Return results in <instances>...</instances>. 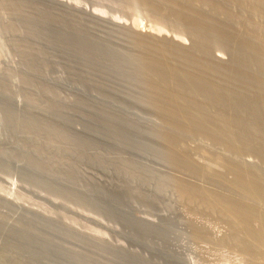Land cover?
<instances>
[{
  "label": "rangeland",
  "instance_id": "rangeland-1",
  "mask_svg": "<svg viewBox=\"0 0 264 264\" xmlns=\"http://www.w3.org/2000/svg\"><path fill=\"white\" fill-rule=\"evenodd\" d=\"M218 1L233 21L213 18L210 4L205 5L199 10L206 12L210 29H199L210 33L199 30L200 38L183 14L188 9L173 7V0H0V264H264V246L247 244L242 235L263 227L258 217L264 213V6L255 9L235 0L238 9H230L223 0L210 3ZM229 25L234 33L246 28L255 33L238 40ZM150 35L183 48L205 38L206 48L228 61L230 75L219 77L224 69H214L223 83L218 91L208 93L204 81L198 89L196 82L185 86L180 78L184 93L177 80H167L172 87L162 83L179 95L190 85L192 94L206 87L202 97L210 102L214 94V101L231 99L225 108L216 101L215 108L206 105L223 113L208 111L220 120L229 116L209 124L221 122L224 130L212 132L207 123L200 129L193 122L184 131L151 106L147 93L156 87L150 89L141 70L144 57L154 53L146 41ZM252 39L262 54L261 48L258 55L245 47ZM199 40L203 52L205 43ZM239 90L246 96L240 98ZM233 121H240L235 130ZM205 165L218 173L210 175ZM243 174L253 177L251 188L245 186L248 193L241 188ZM233 207L243 214H230ZM241 216L238 223L235 218ZM232 221L240 224L245 242L221 241L236 229ZM196 225L207 237L194 236L200 232Z\"/></svg>",
  "mask_w": 264,
  "mask_h": 264
},
{
  "label": "bare ground",
  "instance_id": "bare-ground-1",
  "mask_svg": "<svg viewBox=\"0 0 264 264\" xmlns=\"http://www.w3.org/2000/svg\"><path fill=\"white\" fill-rule=\"evenodd\" d=\"M222 1V0H221ZM233 1H235V0H228V2L227 1H224L223 0V2H226V4L228 3L229 4V8L230 7H232L233 9H238L237 7H238V5H237V7H234L235 6V3H233ZM243 2H244V5H248L249 6V4L251 3L252 4V6H253V8H255V9H258V8H263V6H264V0H242ZM241 1V2H242ZM213 2V1H212ZM215 2H216V0H215ZM223 2H222V4H223ZM173 4H172V6L173 7H175V8H178L180 11H181V9L183 10V9H188V11L187 10H184L185 11V13H183L184 14V16L186 17V18H188L189 20H190V22H189V20L187 21L188 22V26L190 25V26H193V27H197L198 29H195V28H192V31H194L193 29H195V30H198L197 31V33H200V38H201V32H205L204 31V29L206 30H208L209 31V27H210V25L208 26V24L210 23L209 21H208V19H207V15L204 13L203 14V7H206V6H208L209 4H210V8L209 9H212V11H213V13L215 14V16L213 17V18H215V17H217V18H220V19H223L224 17L223 16H225V19L227 20V21H229V22H231V21H233L232 19V17H230V16H226L225 14H227V13H225L224 11H221V6H220V3H219V1H218V3H217V5L215 4V6H214V4L213 3H210V0H173V2H172ZM233 3V4H232ZM247 3H249V4H247ZM213 4V5H212ZM251 4H250V6H251ZM206 5V6H205ZM211 5H212V8H211ZM255 5H256V7H255ZM213 6H214V8H213ZM228 6V5H227ZM241 6V5H240ZM222 7H223V5H222ZM202 8V13H200L201 11L199 10V9H201ZM226 8V7H225ZM228 8V7H227ZM170 9H172V8H170ZM207 9V8H206ZM231 9V8H230ZM254 9V10H255ZM223 10V9H222ZM178 11V10H177ZM187 11V12H186ZM225 11H226V9H225ZM235 11V10H234ZM237 11V10H236ZM258 11H261V9H259ZM258 11H254V12H258ZM224 12V13H223ZM227 12V11H226ZM230 12H228V14H229ZM241 13V12H240ZM253 13V12H252ZM209 14H211V12H209ZM213 14V15H214ZM233 14V13H232ZM238 14V13H237ZM245 14V13H244ZM205 15V16H204ZM242 15V14H241ZM177 16V15H176ZM181 17V16H180ZM209 17V16H208ZM211 17V16H210ZM227 17V18H226ZM234 17V16H233ZM179 18V17H178ZM213 18H211L210 20H212ZM224 19V20H225ZM182 20V19H181ZM217 20V19H216ZM185 21H186V19H185ZM207 21L209 22L208 24H207ZM214 20H212V22H213ZM221 21V23H222V20H220ZM193 22V24H189V23H192ZM217 22L219 23V21H216V22H214L215 24H217ZM214 23H213V25H214ZM224 23H226V22H224ZM186 24V23H185ZM212 24V23H211ZM230 25H231V23H230ZM229 25V27H230V29H231V26ZM233 25V24H232ZM238 25V24H237ZM187 26V27H188ZM209 28H207V27ZM224 26V25H223ZM214 27V26H213ZM213 27H211L212 29H213ZM218 27V26H217ZM216 26H215V28L214 29H216L217 28ZM224 27H226V28H228V26H224ZM242 27V26H241ZM199 28H204L203 30H200ZM232 28H233V26H232ZM237 28V27H236ZM239 28V27H238ZM244 28H246V27H244ZM213 29V30H214ZM218 29V28H217ZM216 29V30H217ZM222 29V28H221ZM241 29V28H240ZM246 29H248L247 31H243V29H242V31L240 30V31H236L235 29V33H234V31H233V29H231V31L230 32H232L233 31V33L235 34V36H236V38H239L238 40H240V39H244V38H247L248 37V31H251V29L249 30V28H246ZM191 30V29H190ZM201 32H200V31ZM226 30V29H225ZM211 31V30H210ZM215 31V30H214ZM218 32V31H217ZM217 32H215V34L217 33ZM226 32L228 33V35H230L229 34V32L226 30ZM194 33V32H193ZM196 33V32H195ZM206 33V32H205ZM208 33H210V32H207L206 34L208 35ZM220 33V32H219ZM223 33H225V32H222L221 31V33L220 34H222L223 35ZM232 33V34H233ZM251 33H252V31H251ZM255 33V32H254ZM254 33H252V34H254ZM205 34V35H206ZM213 35H214V32L212 33ZM231 34V35H232ZM136 35V34H135ZM196 36H197V34H195ZM194 35V36H195ZM199 35V34H198ZM211 35V34H210ZM225 35L227 36V34L225 33ZM251 35V34H250ZM249 35V39H250V37H252V36H250ZM203 36H204V33H203ZM234 36V35H233ZM141 37V36H140ZM198 37V38H199ZM209 37V36H208ZM231 38V36H227V38ZM254 37V36H253ZM257 37V36H256ZM145 38V37H144ZM150 39H146V41H148V49L149 48H153L154 49V53H152L151 52V54L149 53L148 55H146L144 58V61H143V63H142V61H141V65H142V67H141V65H140V67H141V70L144 72V75H148L147 77H149V80H147V81H149L148 83H149V85H151L152 86V88L150 87V89L152 90L153 89V87H156V89L154 88L153 90H152V92L150 91V90H148L147 92V94H148V97L150 96V98H152V99H154V100H150V101H152V102H150V103H154V104H151V106H153L154 105V107H156V109L157 110H159L161 113H163L164 115H165V117H170V118H172L173 120H177V122L178 123H180V124H178L177 126H179L181 129H183L184 131L185 130H187L186 128H184V125L186 124V123H191V124H193V122L195 123V122H197L196 124H198V123H200L199 125H200V129L204 126V125H206V123L208 124V126L210 127V128H212V132H217V131H219V129H218V127H220V125H222L221 124V122L219 123L220 125H218V127H216V126H214V125H209V124H211L212 122V124H215L214 122L215 121H218L219 122V120L220 119H218V117L219 116H221L223 113H220V112H216V113H218V117H215V115L214 114H216L215 113V111H214V109H213V111H214V114L212 115L211 113H209V112H211V111H209V110H207L208 109V107H206V105L207 104H209L210 103V106L209 107H211V103H212V105L214 104L213 102H215L214 101V99L216 98V95L214 94L213 95V98L214 99H211V100H213V102L211 101L210 102V99L208 100V99H204L202 96H204L203 94H204V88H206V87H203V89H201L199 92H201L202 90V95L201 94H199V92L197 93V94H199L201 97H197L196 95H194V94H196L195 93V91L196 90H194V92H193V90H192V92L194 93V94H192L191 93V91H189V92H187L188 90H190L189 88H191L190 87V85H189V88H187L188 90H185L190 96H192V97H190L189 95H188V97H190V98H193V99H189V98H186V96H185V94H186V92H185V94H183V95H179L178 93H176L175 91H173V90H171V89H169L170 87H172V84H174V83H170V84H168L169 82L167 81L168 79H173V80H170L171 82L173 81V82H175V80H177V85H178V82H179V80H180V78L182 79H185L186 81H187V83L185 84V86H187V84L189 83L190 84V82H196V86H197V88L198 89H200V84L204 81L205 83L204 84H206L207 83V85L209 86V88H210V90H207V92L208 91H210L211 92V90H213V92L214 91H218V89H219V87H218V85L217 84H220V82L221 81H219L218 79H219V77H221V74H223L224 75V73L223 72H226L227 74L231 71L230 69V67L229 66H227V65H229V64H226V63H228V61H226V62H224V60H222L221 59V57L220 56H218V55H213L212 54V52H210V48L208 49V47L206 48V46H208L205 42H203V41H205V40H202V39H205V38H202V39H200V40H202L201 42H203L202 44H204V45H202V44H200L201 42H200V40L199 39H197V40H199V44L200 45H202L201 46V48L204 46V48H206V49H204L203 50V52H202V50L200 51L199 50V45H198V41L196 40V42H194L195 40H193V45L191 44L188 48H183L182 47V45L181 46H179L180 44H175V42L173 43V42H171L168 38V41L166 40V42H168V43H162L161 41H163L162 39H161V41L159 42V39H157V38H153L151 35H150V37H149ZM197 38V37H196ZM226 38V37H225ZM226 38V39H227ZM233 38V37H232ZM255 38V37H254ZM259 39V38H258ZM208 41V40H207ZM242 41V40H241ZM245 41H247V40H245ZM144 42V41H143ZM249 42V45L248 46H245L246 48L247 47H249V51H250V48H252V50H251V52H254L255 51V53H257L256 51L258 50L259 51V48H261L260 46H259V48H258V46L255 44V41H254V39H252V44H251V42L250 41H248ZM135 43V42H134ZM145 43V42H144ZM243 43H244V41H243ZM263 43V42H262ZM242 44V43H241ZM243 45V44H242ZM138 46V45H137ZM143 46V45H142ZM210 46V45H209ZM244 46V45H243ZM155 47H161L162 49L160 50V51H157V48H155ZM244 47V48H245ZM158 48V49H159ZM203 49V48H202ZM248 49V48H247ZM246 49V50H247ZM264 49V48H263ZM261 50V54L263 53V51H262V48L260 49ZM156 51V52H155ZM248 51V50H247ZM150 52V51H149ZM260 52V51H259ZM258 55H260L259 53H257ZM141 55V54H140ZM247 55V54H246ZM142 56V55H141ZM144 56V55H143ZM263 57V56H262ZM248 58H249V56H248ZM264 58V57H263ZM139 59V58H138ZM141 59H143V57L142 58H140V60ZM139 60V61H140ZM234 60V59H233ZM235 61V60H234ZM249 61V60H248ZM231 62V61H230ZM255 62V61H254ZM253 64V63H252ZM247 65V64H246ZM250 65V64H249ZM223 68H222V67ZM245 66V65H244ZM215 68H217V69H215ZM219 68H221L222 70L224 69V71H222L221 69H219ZM218 71V69H219V71H222L221 73H219V77H218V79L217 78H215L216 76H214V74L216 73L217 74V72L215 71ZM244 69V68H243ZM215 71V72H214ZM235 71V70H234ZM252 71V70H251ZM225 73V74H226ZM231 73V72H230ZM230 73H229V75H230ZM226 74V75H227ZM244 74V73H243ZM158 75H161V77L160 76H158ZM222 75V76H223ZM229 75H228V77H229ZM232 75H234V72H233V74ZM252 75V74H251ZM163 76V77H162ZM146 77V78H147ZM157 77H160L162 80H160V82H159V80H158V78ZM236 77H238V76H236ZM176 78H178V79H176ZM233 78V77H232ZM240 78H242V77H240ZM261 78H263V77H261ZM166 79V80H165ZM223 79V78H222ZM221 79V80H222ZM225 79H226V77H225ZM224 79V80H225ZM229 79V78H228ZM228 79H226V80H228ZM236 79H239V78H236ZM235 79V80H236ZM248 79V78H247ZM232 80V79H231ZM230 80V81H231ZM182 81V80H181ZM229 81V80H228ZM241 81V80H240ZM239 80H238V82H240ZM184 82V81H183ZM236 82H237V80H236ZM236 82H234V81H231V82H229V84L230 85H232V86H236L237 85V83ZM242 82H244V80L243 81H241V85L243 84ZM147 83V82H146ZM162 83H165V84H168L169 86V88L165 85V88L163 87L164 85L162 84ZM198 83H200V84H198ZM180 84V83H179ZM181 84H182V82H181ZM176 85L177 87V89L179 90V89H181L183 86L182 85H184V84H182V85ZM198 84V85H197ZM221 84H223V83H221ZM220 84V85H221ZM240 84V83H239ZM238 84V85H239ZM245 84V83H244ZM247 84V83H246ZM250 84V83H249ZM253 84V83H252ZM258 84H259V82H258ZM202 85V84H201ZM206 85V86H207ZM219 85V86H220ZM229 85V86H230ZM263 85H264V82H263ZM179 86H182V87H179ZM185 86H184V88H183V91H182V89H181V91L184 93V89H186L185 88ZM203 86V85H202ZM223 86V85H222ZM228 86V87H229ZM232 86H230V88L232 87ZM261 86H262V84H261ZM163 88L162 90L160 89V88ZM195 87V86H194ZM239 87V86H238ZM238 87L236 86V90H238ZM242 86H240V88H241ZM262 87H264V86H262ZM261 87V89H263ZM157 88H159V90H157ZM173 88L174 89H176L175 87H174V85H173ZM172 88V89H173ZM226 87H224V89H225ZM233 89H234V87H232ZM147 89V88H146ZM176 89V91H178ZM193 89V88H192ZM228 89V88H227ZM259 89H260V87H259ZM226 90V89H225ZM243 90H245L246 91V88L245 89H243ZM230 91H231V89H230ZM240 91V90H239ZM261 91V90H260ZM259 91V92H260ZM179 92V91H178ZM182 92H180L181 94H182ZM210 92H208V93H210ZM233 92H234V90H233ZM237 92V91H236ZM235 92V93H236ZM248 92V91H247ZM256 92H258V90L256 91ZM264 92V91H263ZM212 93V92H211ZM216 93V92H215ZM219 93V92H218ZM220 93H221V91H220ZM225 93V92H224ZM227 93V92H226ZM226 93H225V95H226ZM240 93V95H239V97L240 98H242L243 96V94H245L244 92L242 93V95H241V91L240 92H238V93H236V94H239ZM146 94V95H147ZM192 94V95H191ZM231 94V93H230ZM248 94V93H247ZM262 94V93H261ZM206 95H208L207 93H206ZM205 95V96H206ZM218 95V94H217ZM221 95V97L222 96H224V94L222 95V94H219V96ZM259 95V94H258ZM152 96V97H151ZM183 96V97H182ZM194 96V97H193ZM210 96V95H209ZM227 96V95H226ZM233 96V95H232ZM232 96H230L229 95V97L228 98H231ZM245 96H246V94H245ZM245 96H244V98H245ZM248 96V95H247ZM254 96V95H253ZM255 96H257L256 94H255ZM261 96V95H260ZM264 95H262V97H263ZM147 97V98H148ZM207 97V96H206ZM185 98V99H184ZM199 98H201V99H204V103H205V106L204 105H202L203 103L201 102L202 100H200ZM211 98V97H210ZM220 98V97H219ZM223 98H225V96L223 97ZM227 98V97H226ZM186 99L188 100V101H186ZM216 99H218V97L216 98ZM220 99H222V98H220ZM233 99V98H232ZM237 97L236 98H234V100L237 102ZM259 99V98H258ZM264 99V98H263ZM231 99H229V101H230ZM234 100H232V101H234ZM240 100V99H239ZM245 100V99H244ZM249 100H251V97H250V99ZM259 100H261V98L259 99ZM205 101H208L207 103L205 102ZM222 101V100H221ZM220 100L218 101H216V102H220V104L222 103ZM228 101V102H229ZM231 101V102H232ZM263 101V100H262ZM215 102V104H217ZM228 102H226L225 100L223 101V103L225 104H227L228 105ZM236 102H233V103H236ZM243 102V101H242ZM264 102V101H263ZM146 103V102H145ZM223 103H222V105H220L219 103V106H221L220 108H223L224 106H223ZM241 103V102H240ZM248 104H249V101L247 102ZM251 103H252V100H251ZM214 104V105H215ZM225 104V105H226ZM248 104H245L244 106L246 107V105L248 106ZM253 104V103H252ZM257 104V103H256ZM213 105V106H214ZM226 105V106H227ZM230 105V104H229ZM232 105V104H231ZM251 105V104H250ZM208 106V105H207ZM212 106V107H213ZM216 106H218V105H216ZM244 106H241L240 108H241V110L243 109V111H244ZM254 106V105H253ZM257 106H259V105H257ZM261 106V105H260ZM259 106V107H260ZM153 107V108H154ZM212 107L211 108H209V109H212ZM243 107V108H242ZM262 107V106H261ZM152 108V109H153ZM206 108V109H205ZM213 108H215V107H213ZM225 108V107H224ZM227 108V107H226ZM240 108H238L239 109V111L240 112H236V113H241L242 111L240 110ZM247 108V107H246ZM257 108V107H256ZM233 111H234V109L233 108H231ZM237 109V108H236ZM235 109V110H236ZM248 109V108H247ZM258 109H260V108H258ZM209 111V112H208ZM212 111V112H213ZM217 111V110H216ZM233 111H232V113H233ZM238 111V110H237ZM255 111V110H254ZM231 112V111H230ZM262 112H263V110H262ZM227 113V110L225 111V114ZM229 113V112H228ZM256 114H257V112H255ZM224 114V115H225ZM243 114V113H242ZM251 114H253L254 115V112H252ZM251 114H250V116H251ZM162 115V114H161ZM224 115H223V117H224ZM227 115V114H226ZM233 115H235L234 113H233ZM232 115V116H233ZM238 115V114H237ZM260 115V114H259ZM228 116V115H227ZM226 116V117H227ZM243 116V115H242ZM249 116V117H250ZM256 116H258V115H256ZM164 117V116H163ZM164 117V118H165ZM222 117V116H221ZM221 117H219V118H221ZM229 117V116H228ZM227 117V118H228ZM231 117V116H230ZM259 117V116H258ZM215 118H217V119H215ZM227 118H223L224 120H227ZM232 118H234V117H232ZM241 118H243V117H241ZM223 119H221V120H223ZM229 119V118H228ZM246 119H248V118H246ZM166 120H168V118H166ZM169 120H171V119H169ZM220 120V121H221ZM239 120V118H237V121ZM228 121H230V120H228ZM236 121V123L238 124L239 122H237ZM242 121V120H241ZM202 122H204V123H202ZM223 122V121H222ZM225 123H227V121H224ZM223 122V123H224ZM244 122V121H243ZM175 123V122H174ZM174 123H172V124H174ZM184 123V124H183ZM234 121L232 122V129H234L233 127L235 126V124H236ZM242 123V122H241ZM182 124V125H181ZM217 125V124H216ZM187 126V125H186ZM190 126V125H189ZM223 126L225 127V126H227V125H224L223 124ZM264 126V125H263ZM176 127V126H175ZM206 127H207V125H206ZM224 127H220V128H223V130H224ZM230 127H231V124H230ZM239 127V126H238ZM241 127H243V124H242V126ZM249 126H247V128H248ZM162 128V127H161ZM190 128V127H189ZM229 128V125H228V127H227V129ZM244 128V127H243ZM246 128V129H247ZM250 128V127H249ZM262 127L260 126V129H261ZM176 129H179V128H176ZM202 129H205L204 127L202 128ZM229 129H231V128H229ZM251 129H253V131H255L254 129L255 128H253L252 126H251ZM259 129V128H258ZM262 129H264V128H262ZM235 130V129H234ZM234 130H232V131H234ZM159 131V130H158ZM188 131H190V129L188 130ZM191 131H192V129H191ZM203 130H201V132H202ZM210 131H211V129H210ZM242 131V130H241ZM245 131V130H244ZM247 131V130H246ZM257 131V130H256ZM259 131V130H258ZM257 131V132H258ZM261 131V130H260ZM264 131V130H263ZM181 132H182V130H181ZM225 132H227L228 133V131L226 130V131H224V133ZM243 132V131H242ZM249 133L251 132L250 131V129H249V131H248ZM256 132V133H257ZM159 133V132H158ZM164 133V132H163ZM218 133H221V132H218ZM217 133V134H218ZM226 133V134H227ZM230 133V132H229ZM255 133V132H254ZM167 134V133H166ZM225 134V135H226ZM241 134V133H240ZM250 134H252V132L250 133ZM259 134V133H258ZM176 135V134H175ZM219 135V134H218ZM221 135H223L224 136V134H222L221 133ZM220 135V136H221ZM245 135V134H244ZM248 135V134H247ZM167 136V135H166ZM229 136V135H228ZM164 137V136H163ZM162 137V138H163ZM226 137V136H225ZM233 137V136H232ZM249 137H253V136H249ZM217 138V137H216ZM222 138V137H221ZM256 138V137H255ZM219 139V138H218ZM172 140V139H171ZM174 140H175V138H174ZM227 140V139H226ZM237 140V139H236ZM184 141V140H183ZM240 142V141H239ZM230 143V142H229ZM249 143H251V142H249ZM244 144V143H243ZM245 146H246V144H244ZM181 147V146H180ZM166 148V147H165ZM172 148V147H171ZM170 148V149H171ZM177 148V147H176ZM240 148V147H239ZM168 150V149H167ZM175 150V149H174ZM178 150V149H177ZM186 150V149H185ZM180 151H181V149H180ZM166 152V151H165ZM174 152V151H173ZM176 152V151H175ZM181 152H184V150H182ZM193 152V151H192ZM180 153V152H179ZM186 153H187V151H186ZM186 153H185V155H186ZM170 154V153H169ZM180 155V154H179ZM177 156H178V152H177ZM187 156H188V153H187ZM186 156V157H187ZM182 158V157H181ZM188 158V157H187ZM229 158V157H228ZM179 159V158H178ZM186 159V158H185ZM221 159V158H220ZM231 159V158H230ZM177 160V159H176ZM181 160H183V159H181ZM195 161V160H194ZM170 162V161H169ZM178 162V161H177ZM176 162V163H177ZM172 163V162H171ZM193 163V162H192ZM179 164V163H178ZM177 164V165H178ZM187 164V163H186ZM198 164H199V162H198ZM190 165V164H189ZM196 165V164H195ZM179 166V165H178ZM206 166V165H205ZM194 167V166H193ZM192 167V168H193ZM234 168V167H233ZM236 168V167H235ZM181 169V168H180ZM213 168H210L209 166H206V170H207V172L210 174V175H215V174H217L218 173V171H217V173L216 172H214L213 170H212ZM241 169V168H240ZM184 170H186V169H183V171ZM236 170V169H235ZM194 171V170H193ZM198 172V171H197ZM202 173V172H201ZM252 173V172H251ZM251 173H249V174H251ZM196 174V173H195ZM246 175V174H243V178L246 180L245 182H246V185H244L243 186V184L241 185V188H242V190H244L245 192H247L248 193V190H247V188L245 187V186H247V187H250L251 188V184H250V186H249V181H251L252 179H253V177L251 176V175ZM254 174V173H253ZM252 174V175H253ZM205 175V174H204ZM208 175V174H207ZM210 175H208V176H210ZM217 176H219V175H217ZM241 176L242 175H240V180H241ZM194 177V176H193ZM207 177V176H206ZM239 178V177H238ZM236 179L237 181L239 180V179ZM217 179V178H216ZM259 179H260V177H259ZM180 180V179H179ZM239 180V181H240ZM192 181V180H191ZM221 181V180H220ZM233 181V180H232ZM242 181V180H241ZM234 182V181H233ZM236 182V181H235ZM254 182V181H253ZM258 182V181H257ZM252 183V182H251ZM187 184V183H186ZM185 184V185H186ZM245 184V183H244ZM174 185V184H173ZM184 185V184H183ZM184 185V186H185ZM238 185V184H237ZM240 185V184H239ZM263 185V184H262ZM195 186V185H194ZM264 186V185H263ZM188 187V186H187ZM196 187V186H195ZM198 187H199V185H198ZM233 187H234V184H233ZM190 188V187H189ZM237 188V187H236ZM238 188H239V186H238ZM184 189V188H183ZM187 189V188H186ZM193 189H195V188H193ZM254 189V188H253ZM206 190V189H205ZM241 190V189H240ZM239 191L238 189H237V191H239V193L241 192V193H245L244 191ZM252 190V189H251ZM251 190H249V191H251ZM184 191V190H183ZM186 191V190H185ZM203 191H204V189H203ZM211 191V190H210ZM253 191H255V190H252L251 192H253ZM205 192V191H204ZM221 192V191H220ZM192 193V192H191ZM188 194V193H187ZM251 194V193H250ZM186 195V194H185ZM184 195V196H185ZM197 195V194H196ZM202 195V194H201ZM208 195H210V194H208ZM223 195V194H222ZM244 195H246V194H244ZM214 196H216V195H214ZM213 196V197H214ZM250 196H251V198H253V196L254 195H249V199L248 200H250ZM205 197V196H204ZM220 197L221 198H223L221 195L219 196V198L218 199H220ZM231 197V196H230ZM189 198V197H188ZM191 198V197H190ZM195 198V197H194ZM235 198V197H234ZM246 198V197H245ZM201 199V198H200ZM208 198L206 197V200L205 201H210V200H207ZM233 198H231V200H232ZM247 199H246V201H247ZM254 199V200H253ZM252 200L255 202V199H256V197L255 198H253ZM199 200V199H198ZM204 200V199H203ZM224 200H225V198H224ZM224 200H219V202H221V205H222V201H224ZM231 200H228L229 201V203H230V201ZM234 200V199H233ZM245 200V199H244ZM228 201H225L226 203L228 202ZM252 201V202H253ZM218 201L216 202V203H219ZM224 202V203H225ZM237 202V201H236ZM243 202V201H242ZM212 203H213V201H212ZM224 203H223V205H224ZM229 203H228V205H229ZM248 203V202H247ZM205 204H207V203H205ZM210 204H211V202H210ZM215 204V203H214ZM239 204V203H238ZM246 204V203H245ZM254 204H257V203H254ZM213 205V204H212ZM216 205V204H215ZM214 205V206H215ZM227 205V204H226ZM211 206V205H210ZM235 206H237L236 208H238V210H241L242 208H243V206L239 209V207H238V205H235ZM246 206H248V205H246ZM216 207V206H215ZM222 207V208H221ZM249 207H250V205H249ZM249 207H247V208H249ZM217 208H218V206H217ZM220 208L223 210V209H225L224 208V206H220ZM219 208V209H220ZM231 208V207H230ZM257 208V207H256ZM262 208H264V207H262ZM214 209H216V208H214ZM229 209V208H228ZM232 210L233 211H238L237 209H235L234 207H233V209H231V212H230V214H232V215H236L237 213H239V215H241V214H243V213H241L240 211H238V212H236L235 214H233L232 213ZM246 210V209H245ZM248 210V209H247ZM228 211H230V210H228ZM249 211H251L250 209H249ZM253 212H254V214L256 213V215H257V213L258 212H255L254 210H252ZM251 211V212H252ZM223 212H224V210H223ZM225 212H227V211H225ZM252 212V213H253ZM263 212V211H262ZM228 213V212H227ZM241 213V214H240ZM252 213H250V214H252ZM260 213V212H259ZM247 214V213H246ZM245 214V215H246ZM250 214L248 213L247 215H249V217H250ZM262 214V216H259L258 217V215L256 216V217H258V220H259V222L261 223V225H263V227H260V225H259V227H260V232H258L257 230H256V232H251V231H246L245 233H243L242 235H245V237H241L240 236V234H239V232L240 231H242V230H238V228H239V226H240V224L238 225V223H240L241 221H242V216L241 217H237V218H235V220L236 219H240L241 221H239V219H238V223H237V221L236 222H233V223H237V224H233V223H231V224H233V226L235 225V227H236V229H234L233 230V232H231L232 234V236L231 235H229V237L228 236H226V237H228V238H224V240H221V241H226L227 239H229L230 238V240H231V242H232V240H233V242L234 241H237L238 240V238L241 240H243V242H245V240H244V238L246 239V241H247V244L249 243H251L250 245H254V247L256 246V245H260V247L261 246H264V213H261ZM246 215V216H247ZM260 215V214H259ZM228 216H230L229 214H228ZM234 216L233 217H231L230 216V218H234ZM252 216H253V214H252ZM245 217V216H244ZM243 217V218H244ZM248 217V216H247ZM246 217V218H247ZM249 217H248V219H249ZM262 217H263V219H262ZM253 219V217L251 218V220ZM244 220V219H243ZM250 220V224L252 225V221L254 220L255 221V218L251 221ZM245 223H246V221H244ZM247 222H249V220L247 221ZM242 224H244V223H242ZM247 224H249V223H247ZM254 224V223H253ZM258 224V223H257ZM245 225V224H244ZM195 227H197V225L195 226ZM238 227V228H237ZM248 227V226H247ZM198 228V227H197ZM231 228H232V226H231ZM241 228H242V226H241ZM246 228V225L244 226V230H243V232L246 230L245 229ZM249 228H251V227H248V229ZM256 228H257V226H256ZM200 229V227L197 229V230H199ZM255 229V228H254ZM259 229V228H258ZM202 230H204V229H202ZM200 231V230H199ZM252 231H254V230H252ZM193 233H194V230L192 231ZM198 231H195V237H197V238H199V237H207V235L205 234H203V233H201V231L200 232H198ZM205 232V231H204ZM242 240L241 241H239V242H242ZM209 241V240H208ZM229 240H227V242H228ZM219 242V241H218ZM230 242V241H229ZM258 243V244H257ZM240 244V243H239ZM246 244V243H245ZM242 245H244V244H242ZM245 247V246H244ZM249 247V246H248ZM257 247V246H256ZM250 249H252L251 248V246L249 247ZM248 249V248H247ZM254 249V248H253ZM253 249H252V251H253ZM245 250V249H244ZM255 250V249H254ZM259 250H262V248L260 249V248H258V251ZM263 250H264V248H263ZM246 251V250H245ZM248 252H251V251H249V249H248ZM255 252V251H254ZM260 252V251H259ZM261 253V252H260ZM262 253H263V251H262ZM255 254V253H254ZM253 255V254H252ZM250 256V257H253V256ZM256 255V254H255ZM255 257V256H254ZM256 258H258V257H256ZM256 258H253V260L250 258V260L251 261H254ZM256 263L255 264H259L260 262H257V261H255ZM254 264V263H253Z\"/></svg>",
  "mask_w": 264,
  "mask_h": 264
}]
</instances>
